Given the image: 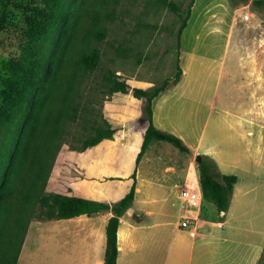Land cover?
Returning a JSON list of instances; mask_svg holds the SVG:
<instances>
[{
  "label": "rangeland",
  "instance_id": "374dc122",
  "mask_svg": "<svg viewBox=\"0 0 264 264\" xmlns=\"http://www.w3.org/2000/svg\"><path fill=\"white\" fill-rule=\"evenodd\" d=\"M170 1L178 6L182 18L192 5L181 47L182 19L158 0H77L76 16L69 17L71 28L77 31L73 51L88 29L103 27L106 34L93 43L100 53L99 64L79 82L77 118L66 128L45 189L75 195L72 183L86 174L92 154L79 148L86 137L95 134V127L105 125L103 109L112 95L113 78L131 88L152 91L175 76L178 64L183 75L163 93L158 121L183 136L177 135L188 148L201 133L202 149L205 145L220 149L227 167L218 170L235 176L237 182L229 205L232 217L216 219L225 225L220 234L234 244L241 242L240 253L234 257L236 264H245L254 250L264 248V132L260 133L264 130V6L242 0ZM43 6V0H3L0 4V17L5 9L0 28L1 72L8 58L21 54L29 30L27 19L34 15L31 9ZM125 97L121 106L134 109L132 91ZM1 102L0 98V106ZM141 104L142 118L147 121ZM252 122L257 133L248 137ZM162 143L158 153L169 158L170 164L188 166L192 162L196 170L197 155H183L172 144ZM131 153L132 148L126 147L121 154L120 171L134 164ZM247 202L253 206L247 207ZM207 211L215 219L213 205L203 202L202 212ZM70 226L68 220L32 221L17 264H53L60 245L73 239V233L64 232Z\"/></svg>",
  "mask_w": 264,
  "mask_h": 264
},
{
  "label": "trees",
  "instance_id": "16d2710c",
  "mask_svg": "<svg viewBox=\"0 0 264 264\" xmlns=\"http://www.w3.org/2000/svg\"><path fill=\"white\" fill-rule=\"evenodd\" d=\"M158 1L182 19L178 31V46L181 47V35L192 5L188 15L182 18L174 2ZM242 1L264 6V0ZM76 3L77 0H43V7H33L34 15L27 19L29 30L21 44V54L8 58L0 71V264H17L32 221L63 220L104 212L111 213L106 225L104 264H116L119 219L132 207L135 182L130 191L114 204L50 193L45 189L66 128L77 118L79 82L99 64L100 53L93 43L103 40L106 34L103 27L88 29L80 47L73 51L77 44L73 37L77 31L71 28L69 17L75 18ZM4 11L0 28H3ZM182 75L177 64L175 76L152 91L131 88L117 77L112 79L111 94H127L131 90L133 97L143 102L148 126L136 157V166L150 144L157 141L172 144L182 153H191L180 137L161 130L153 122L154 99L169 89L171 83L174 85L179 81ZM114 133L115 130L105 121L104 126L95 127L93 136L82 141L79 151L112 138ZM195 162L202 200L212 203L218 212H226L237 178L221 174L210 158L201 157ZM259 264H264V254Z\"/></svg>",
  "mask_w": 264,
  "mask_h": 264
},
{
  "label": "crops",
  "instance_id": "0c3cea01",
  "mask_svg": "<svg viewBox=\"0 0 264 264\" xmlns=\"http://www.w3.org/2000/svg\"><path fill=\"white\" fill-rule=\"evenodd\" d=\"M215 31L219 32L220 29L216 28ZM126 95L115 92L110 100L105 102L104 118L115 133L112 138L104 139L85 150L86 153L92 152L88 158L89 167L86 174L71 186L75 193L72 196L114 204L130 191L135 182L131 212L128 211V215L121 217L119 222L116 264H236L234 255L240 253L241 242L234 244L233 239L224 233L220 234V228L225 225L216 219L230 215V207L226 212H218L211 203L217 212L213 219L210 217V211L206 214L202 212L203 202L206 201L202 200L200 208L194 210L186 208L179 197V190L182 188L200 192L198 175L192 162L188 166L186 163L173 166L169 158L158 153L164 145L157 141L150 144L136 166V157L148 121L142 118L140 100L134 97L130 99L134 105L132 110L121 106ZM164 97L162 93L153 101V122L161 130L183 138L173 128H164L158 121L162 117L161 106ZM249 125L248 137L256 136V123ZM263 132L264 130L260 133ZM261 134L259 137L262 139ZM249 146L250 143L247 144V149ZM126 147L132 148L131 155L135 162L120 171L119 162ZM202 148L203 134L200 133L197 142L189 148L191 153L183 155H199L214 160L218 168L227 167L220 149L214 145H205V148ZM219 170L221 174L228 175ZM252 206L253 202H247V207ZM184 215L197 218V234L194 238L189 237L188 233L179 227L180 219ZM232 215L233 213L230 216ZM110 217L111 213L104 212L93 216L81 215L63 219L68 220L71 225L70 230L64 232L69 236L73 233V239L68 240L64 247L60 245L57 250L59 254L53 264H104L106 225ZM263 253V246H259L257 253L254 250L245 264H259Z\"/></svg>",
  "mask_w": 264,
  "mask_h": 264
},
{
  "label": "built area",
  "instance_id": "2783aa9c",
  "mask_svg": "<svg viewBox=\"0 0 264 264\" xmlns=\"http://www.w3.org/2000/svg\"><path fill=\"white\" fill-rule=\"evenodd\" d=\"M244 17L245 19H248V15H245ZM179 197L184 202L186 208L197 210L201 206L202 203L201 192H195L192 190H187L182 188L179 190ZM221 215L222 217L224 216L223 212ZM120 221L121 220L119 219V222ZM179 227L182 230H185L190 237L194 238L197 234V218L195 216L184 215L180 219Z\"/></svg>",
  "mask_w": 264,
  "mask_h": 264
},
{
  "label": "water",
  "instance_id": "95a60500",
  "mask_svg": "<svg viewBox=\"0 0 264 264\" xmlns=\"http://www.w3.org/2000/svg\"><path fill=\"white\" fill-rule=\"evenodd\" d=\"M195 159H196V160H200L201 157L198 155V156L195 157ZM129 212H131V211L129 210Z\"/></svg>",
  "mask_w": 264,
  "mask_h": 264
},
{
  "label": "bare ground",
  "instance_id": "6f19581e",
  "mask_svg": "<svg viewBox=\"0 0 264 264\" xmlns=\"http://www.w3.org/2000/svg\"><path fill=\"white\" fill-rule=\"evenodd\" d=\"M216 5V4H215ZM221 5V4H220ZM207 10H208V8H207Z\"/></svg>",
  "mask_w": 264,
  "mask_h": 264
}]
</instances>
